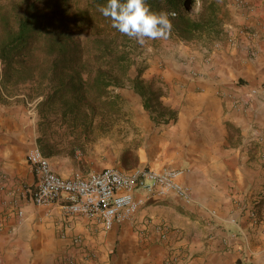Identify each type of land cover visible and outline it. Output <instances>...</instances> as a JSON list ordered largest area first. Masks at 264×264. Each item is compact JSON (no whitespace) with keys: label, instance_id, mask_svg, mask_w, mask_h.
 I'll list each match as a JSON object with an SVG mask.
<instances>
[{"label":"crops","instance_id":"obj_1","mask_svg":"<svg viewBox=\"0 0 264 264\" xmlns=\"http://www.w3.org/2000/svg\"><path fill=\"white\" fill-rule=\"evenodd\" d=\"M247 3L230 7L211 45L180 48L176 69L154 72L177 80L183 95L170 120L179 143L173 160L166 152L152 167L185 170L190 205L173 195L147 199L135 221L108 232L66 215L61 203L35 205L37 177L27 152L38 146L37 113L23 98L0 104V264H53L68 248L80 257L83 244L97 247L103 232L128 239L122 259L78 264H264V0ZM185 56L194 60L187 61L193 79L186 77L192 69H181ZM47 158L64 179L82 167L96 172L88 157Z\"/></svg>","mask_w":264,"mask_h":264},{"label":"trees","instance_id":"obj_2","mask_svg":"<svg viewBox=\"0 0 264 264\" xmlns=\"http://www.w3.org/2000/svg\"><path fill=\"white\" fill-rule=\"evenodd\" d=\"M196 0H146L151 11L174 12L168 37L192 41L216 30L217 9ZM123 2V0H121ZM107 0H0V103L24 98L38 116L37 145L44 156L71 153L96 134V119L118 113L112 89L127 82L147 110L158 95L152 82L130 72L135 38L112 27L99 11ZM173 111L162 110L161 117Z\"/></svg>","mask_w":264,"mask_h":264},{"label":"rangeland","instance_id":"obj_3","mask_svg":"<svg viewBox=\"0 0 264 264\" xmlns=\"http://www.w3.org/2000/svg\"><path fill=\"white\" fill-rule=\"evenodd\" d=\"M202 2L213 3L217 9L216 30L213 33L205 34L192 41H183L172 36L155 40L145 38L144 43L141 44L135 38L138 47L135 55L136 65L130 74L136 77L138 72L142 71V79L152 82L153 91L158 95L154 109L145 108L142 96L132 88L130 82H127L125 87L112 89L111 96L116 101L118 113L96 119V134L85 140L81 147L75 149L74 154L71 153L67 143L59 146V149L67 152L61 155L75 156L80 159L79 161L88 157L92 161L91 166L96 165V171H101L104 167H119L128 171L140 166L162 170L152 166L162 160L166 152H169L167 157L169 159L172 157L173 160L170 152L177 149L178 139L172 134L170 127L172 124L170 125V120H167L170 114L161 117L159 112L164 109L173 111L174 115H177L178 111L173 104L180 103L178 100L183 95L182 88L177 80L170 83L162 74L157 75L154 72L158 69H176L175 61L181 56L180 48L200 47L204 49L211 45L214 39L222 33L225 21L230 17V7L240 8L234 0H196L191 8L193 16L199 14ZM185 57L187 59L183 60L184 66L181 69H192L191 72H186V77L193 79L197 74H194L193 66L187 67V61L189 59L194 65V60L190 56ZM28 104L29 108L35 111L33 103L28 102ZM86 168L82 167L76 172L91 171ZM101 237L103 239L97 242V247L91 244L93 243L91 241L88 242L89 246L84 243L81 250L76 252L81 254L80 257L75 255L74 251H69V248L65 249L57 256L53 264H70L71 259L74 261L73 264H78L80 258L95 261L103 257L118 263L123 257L128 239L119 235L110 239L109 233L104 232ZM82 240L84 242V239Z\"/></svg>","mask_w":264,"mask_h":264},{"label":"built area","instance_id":"obj_4","mask_svg":"<svg viewBox=\"0 0 264 264\" xmlns=\"http://www.w3.org/2000/svg\"><path fill=\"white\" fill-rule=\"evenodd\" d=\"M235 4L240 8L248 6L247 0H235ZM255 93L253 90L252 94ZM27 162L37 177V188L32 194L35 205L51 207L61 203L66 215L84 217L100 225L105 232L115 225L135 221L147 199L173 195L188 205L194 201L192 189L182 181L183 169L157 170L140 166L125 171L107 167L86 175L76 172L72 178L64 179L53 171L38 146L28 150ZM23 214L18 211L20 217ZM252 217L257 220L255 213ZM161 238L166 239L167 234L162 233ZM81 242V238L75 239L77 245ZM69 263L74 261L71 259Z\"/></svg>","mask_w":264,"mask_h":264},{"label":"clouds","instance_id":"obj_5","mask_svg":"<svg viewBox=\"0 0 264 264\" xmlns=\"http://www.w3.org/2000/svg\"><path fill=\"white\" fill-rule=\"evenodd\" d=\"M99 11L111 18L113 28L130 38H136L141 44L145 38L167 39L172 29L169 17L175 16L174 12L151 11L146 0H107Z\"/></svg>","mask_w":264,"mask_h":264}]
</instances>
